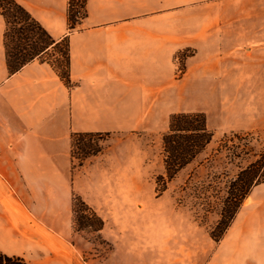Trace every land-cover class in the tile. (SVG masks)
<instances>
[{
  "label": "crops",
  "instance_id": "obj_1",
  "mask_svg": "<svg viewBox=\"0 0 264 264\" xmlns=\"http://www.w3.org/2000/svg\"><path fill=\"white\" fill-rule=\"evenodd\" d=\"M55 40L67 38L69 83L50 63L35 58L10 71L0 15V251L27 264H86L72 219L70 136L151 128L174 112L202 111L213 132L264 127V104L248 90L222 82L260 77L264 52L231 66L200 45L175 77L174 54L188 42L167 35L171 28L136 25V0H86V16L67 25L68 0H16ZM238 66V67H237ZM225 67V69L223 68ZM231 69V70H230ZM229 237L212 264H264V218L254 209L226 229ZM204 234L189 233L164 250L177 264H197L214 248ZM242 240L261 244L242 257ZM224 255V256H222Z\"/></svg>",
  "mask_w": 264,
  "mask_h": 264
},
{
  "label": "rangeland",
  "instance_id": "obj_2",
  "mask_svg": "<svg viewBox=\"0 0 264 264\" xmlns=\"http://www.w3.org/2000/svg\"><path fill=\"white\" fill-rule=\"evenodd\" d=\"M136 25L169 27L167 35L188 42L174 54L176 78L184 73L185 58L200 45L211 44L214 59L233 71L234 64L249 54L255 60L264 52V0H136ZM64 48L62 42L42 59L63 69L59 50ZM261 72L263 79L230 80L221 86L226 84L230 93L248 90L264 104V60ZM168 120L169 115L150 129L83 136L76 141L71 152L72 194L87 206L77 203L72 219L78 244L87 246L82 256L86 264H177L170 258L174 251L161 247L166 235L171 241L184 233L194 238L203 233V245L212 240L214 248H206L197 264H212L214 252L226 248L227 230L218 241L210 235L217 233L226 181L264 148V127L215 131L197 159L158 194L156 179L164 174L161 137ZM252 209L264 218V182L250 188L230 224ZM92 210L103 221L100 230ZM241 242L243 249L237 253L245 258L261 245ZM182 264H188L186 258Z\"/></svg>",
  "mask_w": 264,
  "mask_h": 264
},
{
  "label": "trees",
  "instance_id": "obj_3",
  "mask_svg": "<svg viewBox=\"0 0 264 264\" xmlns=\"http://www.w3.org/2000/svg\"><path fill=\"white\" fill-rule=\"evenodd\" d=\"M85 3L86 0H68V27H75L86 16ZM0 15L5 20L4 46L10 71H16L35 58L43 60L42 55L58 49V46L63 42L65 48L63 51L59 50L63 69L56 67V70H58L61 78L69 83L66 37L55 41L16 0H0ZM91 135L101 134L72 133L70 136L71 152L80 137ZM213 135L214 132L206 125V116L202 111H181L169 115L168 128L161 137L164 174L158 175L156 179L158 194L167 188V183L182 168L197 159L212 141ZM202 161L200 160L199 163ZM261 182H264V148L253 161L245 166H239L235 177L226 181V194L222 198L220 216L215 227L217 233L213 231L210 233L215 241L220 240L223 236L250 188ZM71 199L73 212H75L77 203L87 206L79 195L73 193ZM92 215L99 221L96 230H100L103 226L102 219L93 210ZM0 264L27 263L20 256H9L0 251Z\"/></svg>",
  "mask_w": 264,
  "mask_h": 264
}]
</instances>
